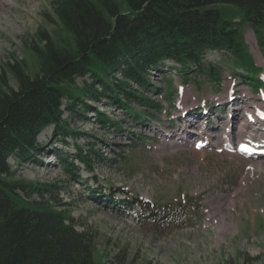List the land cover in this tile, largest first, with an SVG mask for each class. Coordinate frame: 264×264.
I'll list each match as a JSON object with an SVG mask.
<instances>
[{
  "label": "rangeland",
  "instance_id": "374dc122",
  "mask_svg": "<svg viewBox=\"0 0 264 264\" xmlns=\"http://www.w3.org/2000/svg\"><path fill=\"white\" fill-rule=\"evenodd\" d=\"M53 1L0 0V70L24 59L32 76L38 72L27 43L39 28L60 44L70 39L56 21ZM222 5L235 20L242 17L239 7ZM239 28L264 80V45L248 23L241 21ZM204 62L217 68L219 80L193 66L184 81L170 59L151 71L154 89L143 92L161 104L157 110L132 101L130 112L103 96L86 97L93 109L85 112L80 106L71 114L64 98L63 118L75 136L64 137L48 124L37 135L32 159L8 157L15 177L46 182L52 191H43L44 196L68 203L77 229L93 236L96 259L264 264V118L258 121L255 114L259 105L264 115V81L254 91L245 81L246 70L233 65L234 58L222 49L208 50ZM6 76L16 87L14 75L6 71ZM84 79L90 80L78 77L76 83ZM94 109L110 121H101ZM74 141L88 152V166L75 157ZM38 196L40 191H32ZM133 196L154 206L181 202L197 215L188 225L155 228L143 218L139 203H122Z\"/></svg>",
  "mask_w": 264,
  "mask_h": 264
},
{
  "label": "trees",
  "instance_id": "16d2710c",
  "mask_svg": "<svg viewBox=\"0 0 264 264\" xmlns=\"http://www.w3.org/2000/svg\"><path fill=\"white\" fill-rule=\"evenodd\" d=\"M219 4H234L242 17L235 20ZM53 11L70 39L60 44L39 28L27 43L38 72L32 76L24 59L0 70V264H106L95 257L93 236L77 229L68 203L44 196L43 191H52L46 182L15 177L8 160L10 155L32 159L37 135L48 124L64 137L75 136L63 118L64 98L71 114L80 106L85 112L93 109L86 97L103 96L130 112L132 101L157 110L161 104L143 92L154 89L151 71L170 59L184 81L193 66L219 80L217 68L204 62L205 53L215 49L228 52L233 65L246 70L245 81L254 91L264 81L239 28L241 21L248 23L264 45V0H54ZM6 71L16 78V87ZM86 76L90 80L76 83ZM168 95L173 97L171 91ZM94 111L101 121H110L104 111ZM73 145L75 157L88 166V152ZM35 189L40 196L32 197ZM124 202L139 203L143 218L155 228L188 225L197 215L181 202L154 206L139 196Z\"/></svg>",
  "mask_w": 264,
  "mask_h": 264
}]
</instances>
